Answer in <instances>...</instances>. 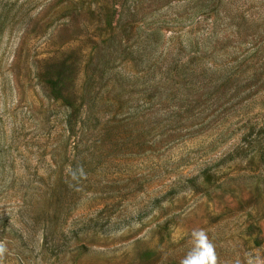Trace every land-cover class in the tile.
Returning <instances> with one entry per match:
<instances>
[{"label": "rangeland", "instance_id": "obj_1", "mask_svg": "<svg viewBox=\"0 0 264 264\" xmlns=\"http://www.w3.org/2000/svg\"><path fill=\"white\" fill-rule=\"evenodd\" d=\"M264 264V0H0V264Z\"/></svg>", "mask_w": 264, "mask_h": 264}, {"label": "clouds", "instance_id": "obj_2", "mask_svg": "<svg viewBox=\"0 0 264 264\" xmlns=\"http://www.w3.org/2000/svg\"><path fill=\"white\" fill-rule=\"evenodd\" d=\"M194 234L198 235L199 238H200L202 241H204V242L207 243L208 248H209V250H210V252H211V261L209 262V264H216L215 250H214V247H213V245L211 244V242L208 241L207 235H206L205 233H203V231H200L199 233H194ZM3 251H4L3 246L0 245V254H2Z\"/></svg>", "mask_w": 264, "mask_h": 264}]
</instances>
